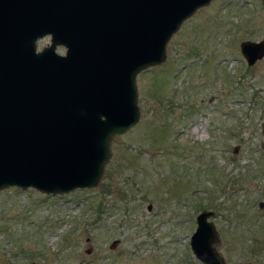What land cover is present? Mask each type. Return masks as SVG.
Masks as SVG:
<instances>
[{
  "label": "rangeland",
  "instance_id": "rangeland-1",
  "mask_svg": "<svg viewBox=\"0 0 264 264\" xmlns=\"http://www.w3.org/2000/svg\"><path fill=\"white\" fill-rule=\"evenodd\" d=\"M244 39H264L260 0H211L183 20L136 75L139 118L112 137L95 186L0 190V264H203L188 244L202 208L223 264H264V55L247 64Z\"/></svg>",
  "mask_w": 264,
  "mask_h": 264
},
{
  "label": "water",
  "instance_id": "water-1",
  "mask_svg": "<svg viewBox=\"0 0 264 264\" xmlns=\"http://www.w3.org/2000/svg\"><path fill=\"white\" fill-rule=\"evenodd\" d=\"M210 1L0 0V190L95 186L112 137L139 118L136 75ZM238 47L247 64L264 55V39ZM212 213H196L188 244L203 264H223Z\"/></svg>",
  "mask_w": 264,
  "mask_h": 264
},
{
  "label": "trees",
  "instance_id": "trees-1",
  "mask_svg": "<svg viewBox=\"0 0 264 264\" xmlns=\"http://www.w3.org/2000/svg\"><path fill=\"white\" fill-rule=\"evenodd\" d=\"M105 191H106V193L110 191L109 184L106 185V188L102 189V192L103 193ZM93 207H95L96 214H97V212H100L102 210L101 202L100 201L96 205H94V206H93V204L92 205H89V208L88 209H90L91 211H93L94 210ZM94 218L95 219H98L99 216L96 215Z\"/></svg>",
  "mask_w": 264,
  "mask_h": 264
}]
</instances>
